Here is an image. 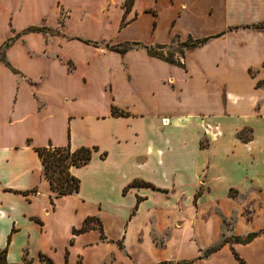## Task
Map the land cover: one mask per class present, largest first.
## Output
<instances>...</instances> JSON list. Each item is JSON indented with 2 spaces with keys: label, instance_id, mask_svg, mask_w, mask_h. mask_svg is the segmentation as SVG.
Returning a JSON list of instances; mask_svg holds the SVG:
<instances>
[{
  "label": "crops",
  "instance_id": "0c3cea01",
  "mask_svg": "<svg viewBox=\"0 0 264 264\" xmlns=\"http://www.w3.org/2000/svg\"><path fill=\"white\" fill-rule=\"evenodd\" d=\"M260 23L264 0H0L5 264H264ZM188 38L173 62L106 47ZM49 146L92 150L77 193L42 176ZM223 230L257 235L205 256Z\"/></svg>",
  "mask_w": 264,
  "mask_h": 264
},
{
  "label": "trees",
  "instance_id": "16d2710c",
  "mask_svg": "<svg viewBox=\"0 0 264 264\" xmlns=\"http://www.w3.org/2000/svg\"><path fill=\"white\" fill-rule=\"evenodd\" d=\"M252 29L261 30L264 32V23H260L257 25H253ZM222 35V34H220ZM217 35V36H220ZM216 36V37H217ZM209 38L193 40L188 38L187 41L183 43H178V51L182 53V49L187 51H191L201 45H203ZM106 47L112 51L116 52L120 55H124L126 52L132 49H143L152 57L161 58L168 62H173V53L174 50L169 52H165L164 50L167 48L170 50L171 47L155 45V46H144L140 43H132V44H123L117 46H109ZM164 52L167 57H164ZM7 65V64H6ZM8 66V65H7ZM12 70V69H11ZM12 72L16 73L14 70ZM113 114H116V111H113ZM239 138L243 141H247V138L243 136L242 133L239 134ZM38 154L42 170V176L48 181L50 185V189L57 196L68 195L77 193L79 190V181L74 178L70 174V169L72 167H82L88 163L91 158L92 150L86 148H80L77 150H71L70 146L66 147H45L36 149ZM131 186H145L148 185L145 183L134 182ZM29 192L22 193L23 195H27ZM257 234H250L246 237H225L219 246H215L205 252V256L215 252L221 246L229 243H240L246 244L250 242ZM234 258L237 260L238 264H245L236 253H233ZM0 264H5L4 261V252H0Z\"/></svg>",
  "mask_w": 264,
  "mask_h": 264
},
{
  "label": "rangeland",
  "instance_id": "374dc122",
  "mask_svg": "<svg viewBox=\"0 0 264 264\" xmlns=\"http://www.w3.org/2000/svg\"><path fill=\"white\" fill-rule=\"evenodd\" d=\"M179 42H180V41H177L176 39H173V42L169 45V47H171L170 50H168V49L166 48L164 51H165V52H169V51H171V50H174L175 52L173 53V55L175 56L177 53H179L178 51H176V50L178 49V45H177V43H179ZM167 47H168V46H167ZM186 51H187V50L182 49V53H183V54H184ZM165 52H164V57H167V55L165 54ZM250 211H251V210H248V209H247V212H248V213H249ZM222 225L224 226V230H226V231H229L230 228H231V226H232L231 222L227 221L226 219H223V221H222ZM224 230L222 231V233H221V235H220L218 241H217L216 243H214L213 245H211L210 247H208V248H212V247H215V246H219V245L221 244V242L223 241V239H224L226 236H228V233H226ZM193 241H194L196 244L198 243L196 237L193 238ZM206 250H207V248H206ZM206 250H202V251H201V254H199V255L203 256V254H204V252H205ZM199 255H198V256H199ZM198 256H196L194 259H196ZM205 259H207V258H204V259H202V260H205ZM192 264H204V263H203L202 261L195 260Z\"/></svg>",
  "mask_w": 264,
  "mask_h": 264
}]
</instances>
